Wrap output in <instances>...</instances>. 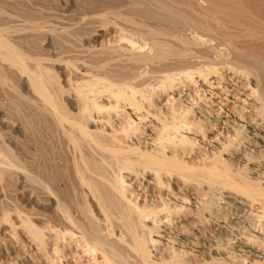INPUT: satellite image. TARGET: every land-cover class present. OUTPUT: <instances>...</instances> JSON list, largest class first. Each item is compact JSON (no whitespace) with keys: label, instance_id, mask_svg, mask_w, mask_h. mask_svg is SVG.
Returning a JSON list of instances; mask_svg holds the SVG:
<instances>
[{"label":"bare ground","instance_id":"bare-ground-1","mask_svg":"<svg viewBox=\"0 0 264 264\" xmlns=\"http://www.w3.org/2000/svg\"><path fill=\"white\" fill-rule=\"evenodd\" d=\"M91 1L117 19L84 16L99 25L75 48L76 27L50 29L56 59L29 41L50 25L2 12L0 264L61 256L72 230L103 264H264V2L257 20L236 0ZM196 110L225 135L201 170L180 154L203 143Z\"/></svg>","mask_w":264,"mask_h":264},{"label":"rangeland","instance_id":"rangeland-1","mask_svg":"<svg viewBox=\"0 0 264 264\" xmlns=\"http://www.w3.org/2000/svg\"><path fill=\"white\" fill-rule=\"evenodd\" d=\"M88 1V2H87ZM98 1V0H97ZM100 1V0H99ZM102 1H106L107 3L109 2V3H111V0L110 1H108V0H102ZM236 1H239L241 4H245L246 6H248L249 7V9H250V15L252 16V15H254V16H252L254 19H256L257 18V20H259L260 18V20H262L263 19V17L258 13L259 12V10L261 9L260 7H262V3L264 2L263 0H236ZM245 1V2H244ZM251 2V4L249 3V2ZM254 1V2H253ZM259 1V2H258ZM84 2V3H83ZM87 2V3H86ZM247 2V3H246ZM92 5H91V4ZM96 2H92L91 0H0V6H1V8H0V16H2L1 17V19H0V27H2L3 26V24L5 25V23L7 22V17H6V15L5 14H7L8 15V17H17V19L16 20H19L18 19V17L20 18V13H22V15L23 14H27V15H29L30 14V16H32L31 17V19H33L34 20V22H38V23H43L44 21H45V24H47V25H45V28H48V25H50L51 27H53L54 25V27L53 28H51L50 26V28H49V30L50 29H54L55 30V27H56V32H57V30L59 29L60 31H61V29H64L65 30V28L66 29H72V28H74V27H76L77 26V24L83 19V17L85 16H91V15H93L94 14V16L96 17V15H98V16H102L104 19H106L107 21H110V22H114L115 20L114 19H117L115 16H114V14H112V8H110V9H108V8H104V7H101V6H99V4H98V7H97V3L95 4ZM262 4V5H259V7H258V4ZM52 4V5H51ZM250 4V5H249ZM254 4V5H253ZM95 5V6H94ZM113 5H116V4H113ZM257 7H256V6ZM85 6V7H84ZM253 6V7H252ZM46 7V8H45ZM88 7V8H87ZM94 7V8H93ZM95 7H97V8H95ZM121 7H123V6H121ZM258 8V10H256ZM260 8V9H259ZM25 11H24V10ZM87 9V10H86ZM88 9H90V10H88ZM103 11H102V10ZM246 9H247V7H246ZM249 9H247V10H249ZM30 10V11H29ZM101 10V11H100ZM105 10V11H104ZM26 11H28V12H26ZM33 11V12H32ZM251 11H253L252 12V14H251ZM258 11V12H257ZM2 12H4L3 13V15H2ZM24 12V13H23ZM103 12V13H102ZM104 12H105V14H104ZM110 12H111V14H110ZM258 14V17H257V14ZM20 15H19V14ZM37 13V14H36ZM42 15H41V14ZM70 13V14H69ZM74 13V14H73ZM89 13V14H88ZM90 13H91V15H90ZM10 14V15H9ZM16 14H18V15H16ZM40 14V16H38ZM44 14H46V15H44ZM103 14V15H102ZM57 15V16H56ZM105 15V16H104ZM259 15H260V17H259ZM25 16V15H24ZM30 16H28L29 18H30ZM5 17V18H4ZM27 17V16H26ZM26 17H23V16H21V21L24 19V18H26ZM39 19H38V18ZM41 17V18H40ZM89 17H87V18H89ZM101 17V18H102ZM107 17V18H106ZM23 18V19H22ZM47 18H49V19H47ZM53 18V19H52ZM61 18V19H60ZM92 18H93V16H92ZM41 19V20H40ZM44 19V20H43ZM47 21H46V20ZM51 19V20H50ZM5 20V23L3 22ZM80 20V21H79ZM256 20V21H257ZM20 21V20H19ZM43 21V22H42ZM46 22H49V23H46ZM54 22V23H53ZM3 23V24H2ZM18 23L19 22H17V24L16 25H18ZM2 24V25H1ZM66 24V25H65ZM74 24V25H73ZM97 24V25H96ZM88 26V28H87V26ZM99 24L98 23H95L94 24V26H93V23H87V24H85V25H83V26H80L79 28L78 27H76L75 28V30L74 29H72V31L74 32V34L71 36H69L67 39H69V41L73 44L74 43V45H73V47L74 46H80V45H82L84 42H87V40H89V38H90V36L92 35L93 36V33H94V31H95V29L97 28V26H98ZM72 26V27H71ZM90 26V27H89ZM93 26V27H92ZM61 27V28H60ZM85 27V28H84ZM95 28V29H94ZM77 29V30H76ZM80 29H81V31H80ZM87 29V30H86ZM90 29V30H89ZM46 31V33L48 34H46L45 32H44V35H43V33L41 34H39V36L38 35H33V36H31L30 37V43H31V46L34 48H32L33 50H34V52H35V50H36V52L35 53H37V52H39L40 54L39 55H42L43 57H45V58H50V59H52L53 57L56 59L57 58V56L56 55H58L60 52H64L65 50H63L61 47H62V39L60 38V37H58L59 35H56L57 33H59V32H57V33H55V31L53 32L52 30H50L49 32L51 33V32H53L52 34H50L49 32H48V29H45ZM83 30H85L84 32H83ZM71 31V32H72ZM80 31V32H79ZM76 32V33H75ZM78 33V34H77ZM81 33V34H80ZM85 34V35H84ZM41 35V36H40ZM46 35H47V37H46ZM52 35V36H51ZM36 36H38L37 38H36ZM48 36L50 37L49 39H48ZM56 37L57 36V38H55L54 39V37ZM78 36V37H77ZM83 36L85 37V38H83ZM33 37L36 39H33ZM75 37V38H74ZM33 40V42H32V40ZM56 40V39H59V40H61V41H59L58 42V40H56V41H54V40ZM77 39V40H76ZM85 39V40H84ZM84 40V41H83ZM64 41V40H63ZM79 41V42H78ZM56 42H58V43H60V44H58V43H56ZM65 42V41H64ZM50 43H51V45H50ZM81 43V44H80ZM55 44V45H54ZM61 45V47H59V46H57V45ZM39 45V46H38ZM53 45V46H52ZM35 46H37V49H35L36 47ZM52 46V47H51ZM58 48L59 49V53H58V50H56L55 48ZM61 48V49H60ZM75 48V47H74ZM74 48H72L73 49V51H71L72 52V54L70 53V55H75L76 56V58L77 59H80L79 58V56L82 58L83 56H82V54H78V53H75L74 52ZM51 49V50H50ZM54 49V50H53ZM72 49H70V50H72ZM45 50V51H44ZM56 50V52H57V54L54 52ZM51 53V54H50ZM73 53H75V54H73ZM38 54V53H37ZM60 54H62V53H60ZM59 54V56H61ZM68 56V54L65 52V53H63V56ZM54 55V56H53ZM70 55L68 56V57H70ZM79 55V56H78ZM49 56V57H48ZM56 56V57H55ZM65 56V57H66ZM73 56H71L70 58H72ZM53 58V59H54ZM74 58V57H73ZM72 58V59H73ZM75 59V58H74ZM83 59V58H82ZM155 74H157L158 75V73H155ZM155 74H150L151 75V78L148 76V78L146 79V81L144 82V84L146 85V87H149V88H151V87H153L154 86V88L156 87V83H157V81L156 80H158V79H154V77L153 76H156V78H158V76L157 75H155ZM58 75V78H57V80H59L60 81V79H61V77H60V79H59V74H57L56 73V76ZM161 75V74H160ZM159 75V76H160ZM149 80V81H148ZM155 80V81H154ZM61 82V81H60ZM59 82V83H60ZM153 82H156V83H153ZM61 84V83H60ZM145 85H144V87H145ZM193 91V93H194V91H195V89L193 88V90H190V92H192ZM155 101V100H154ZM163 105V103L162 104H158L157 106H155L154 108H153V110L154 111H156L158 114H159V116H160V118H161V120L162 121H164L165 123H173V122H181L182 120H180V118H179V116L181 117V113H182V110H180V111H177L178 113H177V117L179 118H176V119H173V117H172V115H170L171 113V111H170V109H169V107L168 106H162ZM184 105V106H183ZM182 106L183 107H185V103H182V104H179V107L180 108H182ZM157 107V108H156ZM164 107V108H163ZM231 108L232 107H229L228 108V110H231ZM158 109H159V111H158ZM164 109V110H163ZM169 112V113H168ZM192 116V117H191ZM230 117L232 116V115H229ZM189 117H190V120L189 121H191L192 122V124L194 125V126H192V129H191V134L189 135V137H191V138H194V139H196V141H203V143H198V146L200 147H197V146H194V150L192 151L191 150V148H186L185 149V151L183 150L180 154H183L185 157H183L182 158V160L185 162V163H189V166L190 167H194V168H199V170H201V168H204V166L206 165V164H208V162H209V158L211 159V156H212V154L213 153H215V149H214V147H212V144L210 143V141L213 139V138H217L218 139V141L219 142H223L224 141V138H225V135L222 133L221 134V131L220 130H215V131H212V132H209V133H206V132H204V128H203V130L202 131H200V126L202 125L201 124V122H200V120L198 121L197 119H199L198 118V112H197V110L194 112V113H190L189 114ZM166 119H168V120H166ZM197 120V121H196ZM199 128V129H198ZM202 132H204V133H202ZM197 133V134H196ZM213 133V134H212ZM222 135V136H219V138L216 136V135ZM224 135V136H223ZM224 137V138H223ZM209 145H211V146H209ZM202 149V150H201ZM188 150V151H187ZM212 153V154H211ZM209 155V156H208ZM188 156V157H187ZM190 157V158H189ZM209 157V158H208ZM190 159V160H189ZM207 162V163H206ZM191 164H193V165H191ZM198 173H200V171L198 172ZM139 186H137V185H135L132 189H130V193H129V196L130 197H132L133 198V200H135L136 201V198L135 197H137V201L139 202L140 200L141 201H144V199H146V197H142V195L143 196H145V194L143 193V189L142 188H138ZM171 187H173V186H171ZM141 189V190H140ZM143 190V191H142ZM133 191V192H132ZM131 192H132V194H131ZM142 192V193H141ZM132 195H134V197L132 196ZM148 195V194H147ZM18 196V195H17ZM16 196V197H17ZM15 197V195L14 196H12V199ZM15 197V198H16ZM13 199V201L12 200H10V201H12V203H14L15 202V205L14 206H11L10 205V207L11 208H13V209H18L19 207V209L22 211V209H23V207L21 206V204H20V201H19V199ZM131 198V199H132ZM142 198V199H141ZM16 201H18V202H16ZM17 203V204H16ZM20 205H19V204ZM142 203V202H141ZM14 207H17V208H14ZM22 207V208H21ZM40 213V215H43V214H45V211H41V210H38V214ZM230 214L231 213H229L228 212V215L230 216ZM64 227V226H63ZM61 227H59V229H60ZM75 231V230H74ZM73 230H72V233H75V234H73L74 236V240H77V241H74V240H72L71 241V237H69L68 239L66 238V240H68V242H66V240L64 241V244H63V247H62V252L60 253L61 254V256L60 255H58V256H56V255H54V252H52V249H50V248H48V252H47V257H46V255L44 256V254H42L41 252H37V253H35V257L34 258H36V259H34V262H32L33 264H35V262L37 263V264H103L102 262H100V261H98L97 259H95V258H92L93 256H91V255H89V254H87L86 255V253H84V254H82V252H80L81 250H84V249H82L83 247H84V245H83V242L82 241H80L78 238H79V236L80 235H78L77 233H76V231L74 232ZM77 235V236H76ZM77 237V238H76ZM79 240V241H78ZM79 242V243H78ZM80 242H81V244L83 245V247L81 246V244H80ZM67 243V244H66ZM70 245H69V244ZM65 245V246H64ZM165 244H163V246H164ZM165 248V247H164ZM78 249V250H77ZM162 249H163V247H162ZM117 250H118V248H117ZM124 253H125V251H123ZM29 254H33L34 253V251H30V252H28ZM50 253V254H49ZM53 253V254H52ZM52 254V255H51ZM82 254V255H81ZM63 255V256H62ZM84 255V256H83ZM43 256V257H42ZM52 256V257H51ZM79 256V257H78ZM89 256V257H88ZM63 257V258H62ZM91 257V258H90ZM46 258V259H45ZM52 258V259H51ZM54 258H56V259H54ZM59 258H60V260H59ZM87 258V259H86ZM91 260H90V259ZM58 259V260H57ZM95 259V260H94ZM39 261V262H38ZM49 261V262H48ZM53 261V262H52ZM110 264H112V263H110ZM114 264V263H113Z\"/></svg>","mask_w":264,"mask_h":264}]
</instances>
